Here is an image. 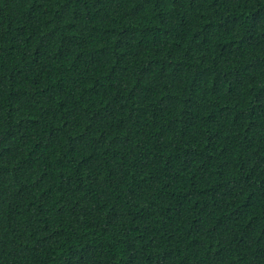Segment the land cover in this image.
Masks as SVG:
<instances>
[{
	"label": "trees",
	"instance_id": "16d2710c",
	"mask_svg": "<svg viewBox=\"0 0 264 264\" xmlns=\"http://www.w3.org/2000/svg\"><path fill=\"white\" fill-rule=\"evenodd\" d=\"M0 264H264V0H0Z\"/></svg>",
	"mask_w": 264,
	"mask_h": 264
}]
</instances>
